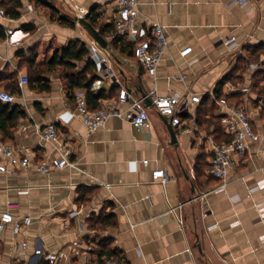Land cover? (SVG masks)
<instances>
[{"label": "crops", "instance_id": "crops-1", "mask_svg": "<svg viewBox=\"0 0 264 264\" xmlns=\"http://www.w3.org/2000/svg\"><path fill=\"white\" fill-rule=\"evenodd\" d=\"M41 1L70 16L74 27L51 19ZM20 2L18 18L0 20V90L16 97L9 106L16 117L3 141L34 161L51 156L52 144L38 143L41 129L53 123L73 153L71 164L60 170L41 174L31 166L0 176V214L8 210L16 219H31L17 235L9 225L0 231V264H103L106 259L124 264H264V143H249L219 190L221 182L199 177L197 168L208 163L207 135L218 143L227 141L216 140L213 126L196 123L199 103L181 115L182 129L175 127L173 145L152 106L145 107L149 129L136 130L112 116L87 134L75 113L77 88L66 87L61 67L42 73L49 80L48 91L32 89L28 82L19 85L21 75L34 74L30 61L41 65L70 41L80 40L88 56L76 62L75 70L92 63L96 77L89 90L97 95V105L117 97L118 81L137 99L139 88L148 95L198 94L206 104L214 102L217 115L219 90L245 108L254 130L264 136V0H136L137 39L149 37L147 22L156 20L168 40L154 75L110 46L116 11L112 0ZM90 11L99 15L100 27H112L104 33L105 48L77 20ZM6 29L14 31L9 41ZM227 38H233L231 47L224 43ZM187 46L191 52L183 57L179 52ZM35 248L59 258H40Z\"/></svg>", "mask_w": 264, "mask_h": 264}, {"label": "built area", "instance_id": "built-area-1", "mask_svg": "<svg viewBox=\"0 0 264 264\" xmlns=\"http://www.w3.org/2000/svg\"><path fill=\"white\" fill-rule=\"evenodd\" d=\"M112 1L116 6V11L112 17L113 30L109 38L124 37L127 41L132 42L133 58L148 74L154 75L168 45L164 26L156 20H149L147 27L149 28L150 36L137 39L136 35L140 24L138 22L136 0ZM232 1L244 4L248 0ZM5 18H7L6 12L0 0V20ZM13 34V29H6L7 41L12 39ZM232 41L233 38H227L224 43L231 47L233 45ZM190 52L191 47L187 46L181 49L179 53L184 57ZM100 61L105 64L106 58L102 57ZM262 63L264 64V54ZM184 77V75L172 76L174 79H183ZM27 82L28 78L25 75H21L19 85L21 86ZM116 85L119 87L117 97L101 99L97 108L89 107L84 89L78 88L75 90V113L82 122L87 134H92L98 130L112 116L127 120L136 130L151 128L152 122L147 109L142 105V100L133 97L128 88L120 82L117 81ZM149 97L151 106L156 112L168 118L174 128L178 127L180 129H182L181 115L184 112H190L193 106L200 102V96L191 92L186 94L167 93L164 95L153 92ZM15 98L12 93L0 90L1 102L13 103ZM216 105V112L220 117L223 131L230 136V139L227 142L218 143L214 141L211 135L205 137L208 143L207 174L221 182L218 186L219 190H221L229 172L235 169L238 160L243 159L247 154L249 143H264V136L254 130L250 115L242 105L229 101L226 95L218 97ZM44 142L52 144L53 154L34 161L28 155L19 152L12 144L3 141L0 130V176H12L20 171L28 170L31 166L34 167L36 172L47 174L71 164L70 156L73 153V147L53 123L45 125L40 131V142L38 145L42 147ZM260 150L264 152V144L261 145ZM147 162V160H143L142 164L147 165ZM260 218L264 219V211L260 213ZM30 221L29 216L16 219L10 211L6 210L0 214V231L9 225L12 234L17 235ZM20 247H26V242L22 241ZM34 254L51 262L59 258L58 254L43 251L41 248H35ZM103 264L124 263L106 259Z\"/></svg>", "mask_w": 264, "mask_h": 264}, {"label": "trees", "instance_id": "trees-1", "mask_svg": "<svg viewBox=\"0 0 264 264\" xmlns=\"http://www.w3.org/2000/svg\"><path fill=\"white\" fill-rule=\"evenodd\" d=\"M41 3L48 8L51 19L57 20L61 24L67 25L69 27H74V21L70 16L60 12L55 6H53L52 3L43 1H41ZM1 5L5 9L7 18L16 19L19 17L18 9L21 6L20 0H1ZM98 17L99 15L97 13L90 11L85 18L94 28L98 29L102 36H104L105 31H111L112 27L109 30L104 27H100L98 24ZM24 28L31 30L33 26H24ZM1 29L2 28H0V39L4 37L3 31ZM110 46L114 50H119L120 52L125 53L127 56L133 57V43L126 41V39L122 37H116L112 39ZM87 56L88 49L84 42L80 40L70 41L64 48L55 51L53 56L45 63L33 66V62L30 61L29 67H34V74L28 77V83L32 89H35L37 91H48L50 89L49 80L44 78L42 76V73H44L45 71H53L58 67H61L63 69L62 75L67 82L66 87L70 90L74 87L77 89H84L86 92L89 107L97 108V95H94L89 90L92 81L96 77L93 71L94 67L92 63L89 61L87 66L81 71L75 70L76 62L82 61ZM12 92L18 94L19 90L17 88H12ZM215 95L217 98L222 96L219 90L215 91ZM226 98L229 101H232V98L230 96L227 95ZM205 101L206 99H201L198 104L196 111V123L199 126L205 125L207 129H209L210 126H213V133L216 140L224 139L225 141H228L230 139V136L228 134H226L227 136L222 135L223 133L221 132V128L219 125L220 117L218 114H214V102L206 104ZM11 104L12 103H3L0 101V130L2 132V135L7 134V128L13 126V120L16 117V115H13V112L9 111V106ZM237 104H239V102H237ZM201 116H207L208 118L201 120ZM217 141L220 142V140ZM207 169L208 163L202 162L201 167L199 169L197 168L199 177H207L211 180H216L207 174Z\"/></svg>", "mask_w": 264, "mask_h": 264}, {"label": "water", "instance_id": "water-1", "mask_svg": "<svg viewBox=\"0 0 264 264\" xmlns=\"http://www.w3.org/2000/svg\"><path fill=\"white\" fill-rule=\"evenodd\" d=\"M77 20L79 22H81L82 24H84L86 26V28L89 30L90 34L92 35V37L103 47H107L108 42L107 40H105V38L100 34V32L94 28L87 20L85 17H81V18H77ZM139 93L141 94V100H142V105L144 107H149L151 106V100L149 95L144 92L141 88H139ZM162 119L167 127L168 133H169V137H170V142L173 145L177 144V138H176V131L175 128L171 125V122L168 118L163 117Z\"/></svg>", "mask_w": 264, "mask_h": 264}]
</instances>
